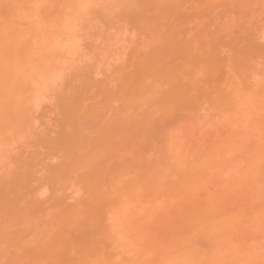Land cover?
Returning a JSON list of instances; mask_svg holds the SVG:
<instances>
[{
    "label": "bare ground",
    "instance_id": "6f19581e",
    "mask_svg": "<svg viewBox=\"0 0 264 264\" xmlns=\"http://www.w3.org/2000/svg\"><path fill=\"white\" fill-rule=\"evenodd\" d=\"M0 264H264V0H0Z\"/></svg>",
    "mask_w": 264,
    "mask_h": 264
}]
</instances>
